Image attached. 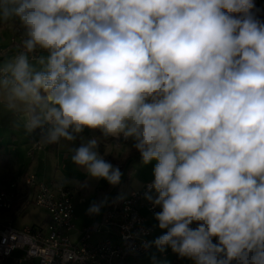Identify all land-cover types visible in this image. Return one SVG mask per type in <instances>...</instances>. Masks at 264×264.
<instances>
[{
  "label": "clouds",
  "instance_id": "clouds-1",
  "mask_svg": "<svg viewBox=\"0 0 264 264\" xmlns=\"http://www.w3.org/2000/svg\"><path fill=\"white\" fill-rule=\"evenodd\" d=\"M254 0H0L22 51L0 62V108L117 186L96 136L156 161L152 243L194 264H264V21ZM78 183V182H77ZM154 191L155 196L151 193ZM117 199H121L118 197ZM107 198L93 201L98 215ZM195 223V227L192 225ZM217 238V242H213Z\"/></svg>",
  "mask_w": 264,
  "mask_h": 264
},
{
  "label": "built area",
  "instance_id": "built-area-1",
  "mask_svg": "<svg viewBox=\"0 0 264 264\" xmlns=\"http://www.w3.org/2000/svg\"><path fill=\"white\" fill-rule=\"evenodd\" d=\"M21 32L16 28L10 37L15 55L23 50ZM119 139L126 141L123 137ZM28 155H32V150ZM153 181L120 196L121 199L117 197L107 201L100 222L84 228L78 242H73L68 235L74 228V208L66 188L45 183L33 174L7 181L0 186V210L33 206L44 210L50 221L44 226L32 225L21 229L14 228L10 223L1 224L0 264H6L14 250L22 253L13 259L14 264L32 261L36 264H125L127 260L142 257L151 246L148 237L155 230H162L154 219V213L161 209L154 208L145 199ZM151 194L155 196L154 191ZM149 219L153 222L150 223ZM101 231H111L115 240L107 237L91 242V235ZM162 231L165 234L167 230ZM213 242H217V238H213ZM170 254L172 257L166 264H180L170 247L161 253V257Z\"/></svg>",
  "mask_w": 264,
  "mask_h": 264
},
{
  "label": "crops",
  "instance_id": "crops-1",
  "mask_svg": "<svg viewBox=\"0 0 264 264\" xmlns=\"http://www.w3.org/2000/svg\"><path fill=\"white\" fill-rule=\"evenodd\" d=\"M262 10V9H261ZM263 12V11H262ZM264 14V12H263ZM20 25L17 22H7V23H0V62H2L4 59H9L11 58V52H13L15 49L10 43V35L12 30H16V28H19ZM20 29V28H19ZM21 30V29H20ZM22 31V30H21ZM0 186H3L7 183V181L14 179V178H21L25 175L28 174H33L36 173L37 175H41L43 177V180L45 183L47 177L52 175L51 171L48 169V164L47 160L53 156L54 150H58L60 148V143L58 144H52V145H44V144H39L37 143L40 138H41V133L40 130L37 129L31 134H27L23 128H16L14 127L13 122L16 120V116L12 113H8L2 108H0ZM84 133H87L88 136L93 137V134L95 133L98 137H100V132L99 130H88L86 129ZM11 135V138L13 139L12 141L9 140L8 145L4 143L3 139L8 138ZM19 137V138H18ZM19 140V141H18ZM109 142H113L117 146H124L126 141H120L113 139V138H108L104 139L102 142H99V148L98 151L99 153L105 157L108 155L109 152ZM66 150L68 151L72 147V142L66 141ZM18 145H22L20 150L18 152H13V150H7V147H17ZM7 146V147H6ZM48 147V149H47ZM34 150V153L32 151V155H28V152L30 150ZM25 153V156L23 155ZM55 153V152H54ZM107 161V160H106ZM130 169V168H129ZM128 169V170H129ZM35 175V174H34ZM126 180L129 179L128 173H126ZM154 179V175L148 176L147 178H144V182L138 186V188H132L128 192L132 190H139L143 187V185ZM52 182H56L54 174L52 175V178L48 184L51 185H61V181H58L59 184H54ZM114 186H109L108 189ZM70 195H71V200H72V193L73 189L72 188H66ZM113 192H110L105 198L111 197V196H124L125 194L119 195L117 194L114 188H112ZM104 198V199H105ZM107 203V202H106ZM27 207L25 208H20L18 206L14 207L11 210H0V225L5 224V223H10L14 228L16 229H21L26 226H32V225H37V226H44L46 225L50 219L48 214L42 210L43 217L41 220H39L36 223L33 224H23L22 223V217H24L27 214ZM74 208V207H73ZM104 209V208H103ZM101 212L98 215H94L99 217L100 219ZM89 215V214H88ZM92 216V215H90ZM97 221V220H96ZM150 223L153 222V219L148 220ZM87 221L83 217V215L74 213V219H73V224L74 228L68 232V235L70 239L73 242H78L81 235H82V230L85 228ZM195 223L193 224V227H195ZM163 234L162 230H155L149 237H148V242L151 245L150 248L154 246V243H152L156 238L161 236ZM94 236V239L91 240V237ZM90 237L91 242H97L101 241L107 237L112 238L115 240V237L111 231H101L100 233H94ZM22 255L21 251L19 250H14L11 254V257L7 259L6 264H14L13 259L15 257H20ZM169 255H167L168 257ZM178 257L180 264H194V262L186 257H180L176 254ZM172 257V254H170L169 259ZM141 258H147L145 255L142 257L136 258V259H130L125 262V264H139L138 261ZM166 258V257H165ZM167 263V262H166ZM23 264H36L35 261H32L31 263H23Z\"/></svg>",
  "mask_w": 264,
  "mask_h": 264
},
{
  "label": "rangeland",
  "instance_id": "rangeland-1",
  "mask_svg": "<svg viewBox=\"0 0 264 264\" xmlns=\"http://www.w3.org/2000/svg\"><path fill=\"white\" fill-rule=\"evenodd\" d=\"M257 3L264 12V0H257ZM19 28L21 29V27ZM14 32L15 29L12 30L10 37L14 34ZM10 54L11 57H13L15 55V50ZM82 135L84 137L85 142L90 137L87 135V133H83ZM93 136H96L99 142L103 141V137H98L95 133L93 134ZM9 140L10 141L13 140L11 138V135L8 138L3 139L4 143H6L7 145ZM80 143L81 141L79 139L76 142H72L71 149L65 151L67 143L64 140H61L60 148L58 150H54L55 153L53 152V156L47 160V164L49 171H51L52 175L54 174L55 180L57 181V183L56 182H52V183L59 184L58 181H61V185H55V186H61L64 188L69 187L73 189L72 204L74 207V213H76V215L78 214L83 215V217L88 223V224L86 223L87 224L85 226L86 228L91 224H93L94 222H100V219H98L99 217L96 218V216L94 215L90 216L87 214V209L89 208V206L93 201L103 200L105 196H107L110 192H113L112 188H114L115 189L114 192H116L119 195L127 193L132 188L133 189L138 188V186L142 184V182H144V178L153 175V168L156 164V161H152L148 165H143L141 163L140 153L132 147L133 141L131 139L127 140V142L123 147L117 146L113 142H109L108 155H106L103 158L107 160V162H110L114 167H119L123 175L119 185L108 189V187L111 185H109V183L106 180L90 179L89 177H87V174L82 168L76 166L71 161V156L73 154L72 149L74 147H78ZM21 147L22 145H18L17 147L10 146L7 147L6 149L13 150V152L15 153L18 152ZM32 151L34 153L33 148ZM135 154L136 157H134ZM23 155L25 156V153H23ZM130 158L131 161L127 162V160ZM126 173H128L129 175L128 180H126L127 177ZM33 175L36 176L39 180H43V177L41 175H37L36 173H33ZM52 175L48 176L46 181L50 182ZM105 205L101 208L102 211L103 208H105ZM26 211L27 214L21 218L23 224L30 225L36 223L39 220H41L43 217L42 211H40L38 208H35L33 206H28ZM93 239L94 236L91 237V240ZM161 253L162 252L158 250L156 246H153L146 252L145 256L147 258L139 259L138 263L166 264V262L169 260L170 255L164 258L161 257Z\"/></svg>",
  "mask_w": 264,
  "mask_h": 264
},
{
  "label": "trees",
  "instance_id": "trees-1",
  "mask_svg": "<svg viewBox=\"0 0 264 264\" xmlns=\"http://www.w3.org/2000/svg\"><path fill=\"white\" fill-rule=\"evenodd\" d=\"M254 3H255V8L253 9V12L255 13L257 18H259L260 20L264 21V14H263L261 8L259 7V5L257 3V0H254ZM134 157H136V154L134 155ZM130 161H131V158L127 160V162H130ZM117 197L118 196H111V197L108 198V201L110 199L117 198Z\"/></svg>",
  "mask_w": 264,
  "mask_h": 264
}]
</instances>
